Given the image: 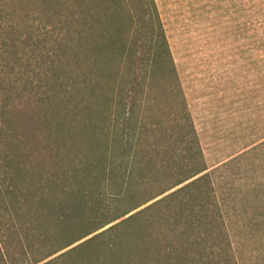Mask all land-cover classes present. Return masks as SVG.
Wrapping results in <instances>:
<instances>
[{
  "label": "trees",
  "instance_id": "obj_1",
  "mask_svg": "<svg viewBox=\"0 0 264 264\" xmlns=\"http://www.w3.org/2000/svg\"><path fill=\"white\" fill-rule=\"evenodd\" d=\"M1 2L27 16L40 5L64 25L62 41L53 45L60 55L52 52L46 64L54 74L50 89L32 103L25 137L0 158V181L22 194L39 221L53 219L49 241L57 247L34 264L101 238L108 240L106 257L97 264H138L143 254L153 258L143 264H230L232 245L214 184L220 168L205 161L156 0ZM3 12L0 61L9 68L22 41L15 20L1 21ZM31 52L40 55L39 44ZM2 75L1 126L7 124ZM78 139L90 142L73 154ZM241 166L256 175L253 191L264 202V140L241 154ZM98 189L115 197L107 212L114 217L71 237L67 230L79 226Z\"/></svg>",
  "mask_w": 264,
  "mask_h": 264
},
{
  "label": "rangeland",
  "instance_id": "obj_2",
  "mask_svg": "<svg viewBox=\"0 0 264 264\" xmlns=\"http://www.w3.org/2000/svg\"><path fill=\"white\" fill-rule=\"evenodd\" d=\"M156 4L205 161L211 170L220 168L214 184L232 245L226 259L230 264H264V202L259 192L253 191L256 175L241 166V154L264 140V0H156ZM29 9L33 10L29 16L26 12L17 15L0 3V10L4 11L1 21L15 20L14 25L20 27L17 36L22 41L9 68L5 60L0 61L1 100L6 106L1 118L3 114L7 118V124L2 121L0 125V158L25 137L24 129L29 125L27 114L35 113L32 103L50 89L49 83L54 78L48 71L50 65H46L53 56L48 55L52 52L60 55L53 45L63 38L61 19L49 16L40 5ZM29 37L31 41L26 43ZM36 44L41 52L38 56L31 52ZM1 50L4 53V48ZM9 56L4 54V59ZM62 80L65 81L63 77ZM55 91L63 94L60 86ZM76 127L80 132V124ZM89 142L78 139L70 152L77 154ZM3 179L0 181V264H34L57 247L49 241L54 233L53 219L45 215V220L39 221L34 208L27 207L22 194L11 190L13 186ZM156 192L158 189L141 196ZM91 195L89 207L77 218L79 226L76 223L73 230H67L71 237L114 217L107 213L116 200L110 191L98 189ZM70 214L74 217L73 208ZM107 243L108 240L101 238L60 257L67 249L41 264L50 261V264H97L106 257L103 252ZM146 256L140 255L136 263L153 260Z\"/></svg>",
  "mask_w": 264,
  "mask_h": 264
}]
</instances>
